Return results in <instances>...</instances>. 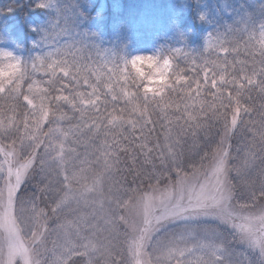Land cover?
Returning a JSON list of instances; mask_svg holds the SVG:
<instances>
[{"label":"snow or ice","instance_id":"snow-or-ice-1","mask_svg":"<svg viewBox=\"0 0 264 264\" xmlns=\"http://www.w3.org/2000/svg\"><path fill=\"white\" fill-rule=\"evenodd\" d=\"M55 11L44 42L79 15ZM76 35L35 57L31 71L0 50V63L12 67L0 79V264H264V44L259 67L254 57L239 78L206 60L203 85L178 73L169 83L168 58L160 77L141 78V95L135 80L119 83V64L88 63L85 50L96 45ZM40 71L47 81L33 78ZM177 84L183 98L166 99ZM256 89L259 106L242 105ZM221 225L232 230L228 243L244 247L243 259H226Z\"/></svg>","mask_w":264,"mask_h":264},{"label":"rangeland","instance_id":"rangeland-1","mask_svg":"<svg viewBox=\"0 0 264 264\" xmlns=\"http://www.w3.org/2000/svg\"><path fill=\"white\" fill-rule=\"evenodd\" d=\"M130 1L48 0L49 3L44 7L46 8L45 15L41 17L39 13L32 14L33 16L28 15L31 12L26 13L32 7L29 3L30 0H15L13 5L22 9L21 13H17V8L11 5L14 14L20 15L15 21L17 23L25 22L30 30L38 31L39 38L32 43L25 40L26 45L20 46L0 32V50L11 52L22 63H28L31 71L30 66L35 57L44 56L48 51H55L56 48L62 47L66 43L70 44L73 42V38L79 39L77 33L86 32L89 34L87 38L88 45H96L94 48L88 47L85 50L84 55L88 57V63L94 64V66L107 63L109 68L113 64H119V83L122 82V78L126 74L130 76L129 71L133 69L130 63L125 65L124 60L130 61L135 55H152L158 57L161 63L166 56L170 58L172 67L169 73V82L171 76L174 79L176 77L172 73H178L186 79H199L201 85H203L206 77L205 71L201 69L206 60L219 64L220 68L217 71L226 69L227 79H231L233 73L238 78L242 76L239 71L241 67H245L246 71L251 69L254 57L257 67H259L260 49L258 47L261 48L262 43L260 42L264 40V37L261 36V31L264 30V0ZM62 6L67 8V14L70 18H72V9L79 13L75 16L74 28L69 24L66 32L61 33L59 29L54 32L50 31L51 39L44 42V34L56 15L55 10ZM117 6L125 10L123 12V15H126L125 17L119 14L112 17L117 14ZM33 9L36 11V8ZM95 9L100 10L99 13L105 16L104 22H102L103 26L96 21ZM93 33L95 35L91 36ZM77 46L80 47V45ZM176 49H180V52H176ZM224 49H227V51ZM257 49L259 51H256ZM122 73L126 74L123 76ZM197 73H199L198 77ZM59 75L62 76L63 74L59 73ZM211 77L212 72L208 71L209 87L205 91L209 93L216 91V89L210 87ZM33 78L37 81H47L49 77L43 71H40L33 73ZM181 82L184 83V81ZM28 83V80L24 81V91H27ZM172 83H175V81ZM127 90L135 92L130 89ZM228 91H232L231 86L228 87L225 94ZM253 91L259 92L258 89ZM140 93L143 95V91ZM148 95L152 96L154 93H148ZM1 96L3 94H0V99H3ZM202 96L208 102H211L212 96L210 94L204 95L202 93ZM245 97H247V94ZM21 103L25 107L27 106V102L23 101V98H21ZM131 118L135 119V114ZM244 119L247 120L245 116ZM129 131H131L130 128ZM109 139H111V136ZM97 142L99 143V140ZM235 142L233 140V144ZM77 150L83 153L85 145H78ZM131 179L130 176V180L128 178L129 183ZM39 181L40 177L35 176L26 185V190L29 193L35 192V184ZM238 198L241 202H245L247 199L246 196L239 195V190ZM220 231L223 233L224 239L231 241L230 233L232 230L230 228L221 225ZM24 235L27 239V232ZM52 239H55V237H52ZM226 246L230 253L226 257L227 260L237 261L243 259L242 256L237 254L245 251L242 245L232 241ZM48 247H52L51 243L48 244ZM148 251H151L150 247ZM248 254L252 255L250 252ZM75 259L79 261L86 258L76 257Z\"/></svg>","mask_w":264,"mask_h":264},{"label":"trees","instance_id":"trees-1","mask_svg":"<svg viewBox=\"0 0 264 264\" xmlns=\"http://www.w3.org/2000/svg\"><path fill=\"white\" fill-rule=\"evenodd\" d=\"M88 1H92V0H88ZM122 1H125V0H122ZM128 1H130V0H128ZM14 2H15V0H5V1L0 0V32H2L3 34L7 35V37L10 40H12L13 42L18 43L20 46H22V45L24 46V45H26L25 40H27V42H30V43L36 41L39 38V33H38V31L30 30L29 29V26L25 22L24 23L23 22L22 23L21 22L17 23L15 21V19L18 16H20V15L14 14L13 9H11V5H13ZM41 2L42 1H40V0H30L29 3H30V6H32V7H31V9H28L27 10L28 12H26V13H30L31 12L30 14H28L30 16H33L32 14H35V13H39L41 15V17L43 15H45L46 8H44V7H38L37 6ZM13 6H15V8H17V10H18L17 13H21L22 12V9H19V7H16V5H13ZM33 8H36V11ZM120 8L118 7L117 14H114L112 17H115L118 14L120 16H123V17L126 16V15H123V12H125V10L122 9V8L120 9ZM86 11H88V10L86 9ZM99 12H100V10L97 11L96 9L94 11V13H96V17H97V20L96 21L103 26L102 22H104V17L105 16H104V14L99 13ZM260 43L264 44V40H262V42H260ZM258 49H261V48L258 47ZM258 49L256 51H259ZM143 67H145V66H143ZM129 73H130V76L128 74H126V73H122L123 76L126 74L122 78V82H125V80H127L128 84H132V81L135 80V83L136 84L141 85L139 91L142 92L143 91L142 90L143 89V84L147 83V81L146 80H142L136 74V72H135L134 69H131L129 71ZM170 78L171 79H170V82L169 83H172V82L176 81V77H175V79L173 78V76H171ZM93 79H94V77H93ZM122 82H120V83H122ZM173 84H175V83H173ZM181 84H183V83L181 82ZM181 84H177L176 85V88L178 89L177 92H172L171 89H166L165 92L162 95H164L166 99L167 98H171V99L176 100V101L181 100L183 98V93H181L179 91V88L181 87ZM128 89H130L132 91H136L135 85H133L131 88H128ZM23 90H25V88H23ZM1 97H3V96H1ZM102 99H103V97H102ZM5 103H6V101L4 99H0V105H4ZM20 103H21V100H20ZM260 103H261V99H260V96H259V92L258 91H252L251 92V98L250 99L248 98V95H247V97H245L242 100V105H244V106L254 105L255 107H258ZM21 104L23 105V103H21ZM123 104H124L123 102L122 103L120 102V104L118 105V107H123ZM64 109H65V111H68L69 110L67 106H64ZM69 114L71 115V113H69ZM252 115L254 116L255 114L253 113ZM245 118L246 119H249V116L248 115H245ZM137 135H138V133H137ZM128 178L130 180V176H128ZM225 244L228 245L227 239H225Z\"/></svg>","mask_w":264,"mask_h":264},{"label":"clouds","instance_id":"clouds-1","mask_svg":"<svg viewBox=\"0 0 264 264\" xmlns=\"http://www.w3.org/2000/svg\"><path fill=\"white\" fill-rule=\"evenodd\" d=\"M142 57H147L148 59H141ZM167 59L168 57L166 56L161 63L158 57L152 55H135L130 59V62L140 78L147 77L148 79H152L153 77H160L161 73L165 72L163 62H166ZM11 72L12 67L9 63H0V79L7 78Z\"/></svg>","mask_w":264,"mask_h":264}]
</instances>
